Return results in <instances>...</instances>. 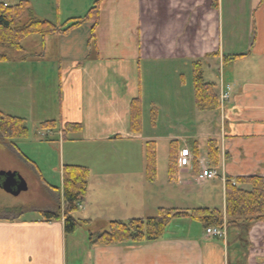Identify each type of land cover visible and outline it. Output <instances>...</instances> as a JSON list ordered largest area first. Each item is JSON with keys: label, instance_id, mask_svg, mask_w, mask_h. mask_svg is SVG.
Here are the masks:
<instances>
[{"label": "crops", "instance_id": "1", "mask_svg": "<svg viewBox=\"0 0 264 264\" xmlns=\"http://www.w3.org/2000/svg\"><path fill=\"white\" fill-rule=\"evenodd\" d=\"M9 1L11 5L17 3ZM51 1L50 8L47 6L44 11L29 0L33 17L64 24L83 17L97 0ZM100 9L96 27L87 22L67 35L43 39V54L0 63V88L11 82L20 93H16L18 102L13 101L10 106L20 108L28 117L40 113L46 119L41 124L56 121L82 127L66 139L60 131L41 128L40 135L30 134L27 125L26 139L7 142L0 135L5 152L1 160L9 161L3 169L26 178L21 167L35 170L52 197L56 188L46 179L36 159L34 162L24 154L20 146L58 153L60 175L65 165L87 167L90 178L100 181L98 186L103 188V183H115L113 176H107L112 166L137 165L134 157L130 159L128 147L135 151L139 148L142 162L146 143L156 142L153 139H164L170 144L208 136L207 142L216 140L220 149L218 176L203 182L209 188L213 183L212 188L200 197L198 191L191 207L169 210L191 212L208 208L226 215L227 181L248 176L264 178V0H103ZM195 63H200L204 80L206 73L218 74V83L205 80L214 85L218 95L217 110L201 111L197 107ZM48 79L54 83L46 89ZM41 83L44 86L40 87V94L22 97L25 90H35ZM228 88L230 98L221 103ZM136 100L142 110L140 132L131 128ZM0 110L6 111L1 106ZM155 110L159 117L153 122ZM16 117L26 121L23 116ZM170 120L185 126L184 134H159L160 126L166 127ZM201 124L206 130L197 132ZM189 128L191 133H187ZM152 130L158 134L149 135ZM196 143L200 153H205L200 154L198 169L194 166ZM123 148L128 153L126 159L121 154ZM177 149L179 175L175 181L168 176L167 188L174 191L170 188L174 187L177 192L203 184L198 183L197 176L208 163L206 149L201 151L198 141L193 142L192 149L179 147V143ZM185 149L190 154L182 158ZM145 166L146 162L141 174ZM62 198L63 195V201ZM89 198L87 194L72 217L91 224L72 234L65 231L63 214L57 221L43 220L42 211H55L53 208L38 210L36 219L0 217V264H264L261 221L225 223V237L219 238L207 235L199 222L175 219L158 241L94 246L90 234L105 232L110 222L118 220L100 217ZM185 199L182 201L187 203Z\"/></svg>", "mask_w": 264, "mask_h": 264}, {"label": "trees", "instance_id": "2", "mask_svg": "<svg viewBox=\"0 0 264 264\" xmlns=\"http://www.w3.org/2000/svg\"><path fill=\"white\" fill-rule=\"evenodd\" d=\"M97 0L89 11L81 18H76L57 24L48 20L34 18L29 1L18 4L5 5L0 2V63L11 62L13 59L26 60L29 55L25 53L22 43L32 35H39L46 39L55 35H67L87 22L98 25L101 14V3ZM95 36V28L92 30ZM194 90L197 107L201 111L217 110L219 98L214 85L205 82L204 72L200 63L194 64ZM154 122V113H153ZM131 128L140 132L142 128L141 103H133ZM41 129L60 131L63 139L68 135L80 132L81 125H61L56 121H48L40 125ZM0 135L7 140L26 139L29 129L22 118L7 115L0 111ZM178 142L172 141L169 149L168 176L175 181L179 175L180 160L177 149ZM195 145V167L198 169L200 150ZM146 171L150 182L157 175L156 142L149 141L145 146ZM208 163L214 168L219 165V144L216 140H209L206 147ZM63 208L60 205L55 211H42L45 222L57 221L62 218L65 222V231L72 234L83 225H90L91 221L76 220L72 214L79 210L82 201L87 195L90 171L87 167L78 165H65L62 171ZM60 191L59 189H54ZM190 219L201 223L206 229L210 227L223 228L226 224H237L242 220L264 222V178L258 176L238 177L233 182L226 183V215L220 210L199 208L191 212L162 209L159 215L148 219H133L128 223L110 222L107 231L100 233L96 238L90 234L91 244L111 246L123 243H149L162 239L168 226L175 219Z\"/></svg>", "mask_w": 264, "mask_h": 264}, {"label": "rangeland", "instance_id": "3", "mask_svg": "<svg viewBox=\"0 0 264 264\" xmlns=\"http://www.w3.org/2000/svg\"><path fill=\"white\" fill-rule=\"evenodd\" d=\"M16 1L17 3L14 2L12 4L13 5L18 4L22 0H16ZM31 1L35 7L37 8L41 7L42 10L44 9V11H46L47 6H49L50 8L49 0H31ZM53 2L54 0L51 1V4H53ZM51 18L52 17H50V19ZM42 40L43 38L39 35H32L29 38H27L22 43L25 49V53H27L30 57H33L34 54H43L45 51H44V47L41 46ZM39 43L40 46H38ZM46 51L47 53H51L48 52L47 48ZM14 61H22V60L13 59L11 62H7V63H13ZM205 80L207 82L209 81V82L218 83L219 79L217 72L213 71L212 75L206 73ZM52 83H54L53 79H48L47 81H45L46 89H48V85ZM3 84L0 88V106L4 108L6 111L3 110L0 111L7 115L21 113V115H11V116L25 117L26 125L30 129V134H33V132L35 133L37 132V134L40 135L43 132L40 131V124L42 120H46V119H43L42 115H38L40 113H35V115H31V117L30 116L28 117L20 110V108L18 107L16 108L15 106H10V103H12L13 101L14 103L18 102L16 98V93L18 94L20 93L16 89V85H14L13 83L10 82L5 85ZM41 86H44L43 83H41L40 85H38L37 88H35V90L38 89V92H36L34 89H32L33 91L31 89L30 91L25 90L22 97L27 98L30 95H32V98H34L35 93L37 95L40 94ZM27 88L28 87H26V89ZM24 89L25 88L23 87L21 91L23 92ZM28 105H26L27 108ZM154 108L155 107H153L152 109ZM154 116L155 119L156 117H159L158 110H155ZM147 120L149 123V116ZM162 124L163 125L166 124V121L163 120ZM184 127L185 126H181L178 123V121L170 120L168 121V125L166 127L163 128L162 125L160 126L159 134H163V135L165 134V136H169L170 134H178V135L184 134L185 131ZM205 130L206 129H204V124H201L200 131L197 132H204ZM54 132L57 133V129ZM194 132H196V130H194ZM187 133H191L190 128L187 130ZM148 134L153 135L158 133L155 132V130H152V133L148 131ZM208 138L210 137L202 136L201 138L199 137V139L194 138L188 141V143H184L183 139H179L178 143H179V147L186 145L190 149H192L193 142L198 141L201 146V151H204L207 145L206 139ZM153 140L156 141V153L158 159V171L156 175L157 178L156 182L154 181V183H151L149 181L146 169H144L145 172L144 173L142 172L141 174V166L142 164L144 165L146 162V152H145V157L143 158L144 162L142 161L143 162L142 163L138 147H136V151L135 149L130 150L131 147H128L130 159H133L134 157V160H136L135 162L137 165H135V168H133V166H127L123 168L112 166V169H110L111 171H108L110 175L107 176L108 177L113 176L115 183L113 182V180L112 181L108 180L109 182L103 183L102 184L103 188H100L98 186V183L100 181H98L97 179L93 180L92 178H89L88 188H87V194L90 197L89 202L92 204V207L97 208V212L100 214V217H102L103 219L107 220L109 218V220L110 219L118 220V221L124 220L126 222L128 220L130 221L131 219L154 218L159 215V211L161 209L169 210L173 207L174 208L180 207V209H184L189 206L191 207L190 205L191 200L196 198L198 191H200V193L197 197H200L203 195V193L206 190L212 188L213 183L210 182L211 186L209 188V184L208 185L204 184L207 181H204V183L202 182L203 184H199L198 186L183 189L185 191L182 190L175 192L174 187H170L174 189V191H170L169 188H167V179H168L167 168L169 162L170 144L169 141L164 139H153ZM6 141L8 142L14 140H6ZM1 148H4V146L0 145V172L5 171V169H3V166L4 164L6 165L9 163L8 159H6V161L4 162L3 160H1V157L5 155L4 154L5 152ZM20 149L24 154L31 156V159L34 162L36 161L38 162L41 170L44 172L46 179L51 182L50 184L52 185V187L59 189L60 191L55 190L56 192H53V195L51 197L49 195V192L44 188V185L40 181V177L37 175V172L35 170L34 171L29 170V168L25 166L21 167L23 170H25V174H27L28 176L26 178L21 175V177L25 180V182L28 185V190L15 196L5 192L0 188V217L1 218L22 217L24 220H30L37 218L38 210L40 209L53 208L56 212L60 205L63 208L62 202L64 201L61 200L62 197L61 189L63 185V180H62V175L59 174L60 170L58 169L60 164L59 162L60 155H58V153L53 152V150L29 149L27 148V146L25 147L24 145L23 147L20 146ZM121 154L123 157H125V159L127 158L128 153H126L124 148ZM200 154L201 156L205 155L204 152ZM33 158L36 159V161ZM61 167L62 166H60V168ZM206 167L216 169L213 167L212 164L210 165V163L205 164L204 168ZM5 172H9V171H5ZM119 180L121 181L124 180L125 182L121 183ZM189 189L192 190L188 191ZM183 199H185L187 203L183 202L182 201ZM99 234L100 233L94 234V238H96Z\"/></svg>", "mask_w": 264, "mask_h": 264}, {"label": "water", "instance_id": "4", "mask_svg": "<svg viewBox=\"0 0 264 264\" xmlns=\"http://www.w3.org/2000/svg\"><path fill=\"white\" fill-rule=\"evenodd\" d=\"M0 188L12 195H19L28 190V185L17 172H0Z\"/></svg>", "mask_w": 264, "mask_h": 264}, {"label": "built area", "instance_id": "5", "mask_svg": "<svg viewBox=\"0 0 264 264\" xmlns=\"http://www.w3.org/2000/svg\"><path fill=\"white\" fill-rule=\"evenodd\" d=\"M0 2H3L5 5H7V0H0ZM230 91V88H228ZM230 97V94L227 93L223 96V101L228 100ZM189 153L186 151L183 155V157H188ZM217 177V171L213 169H208V168H203L202 172L198 175L197 181L198 183L207 181V180H212ZM206 233L210 236L214 237H225V229L223 228H215L211 227L206 230Z\"/></svg>", "mask_w": 264, "mask_h": 264}]
</instances>
